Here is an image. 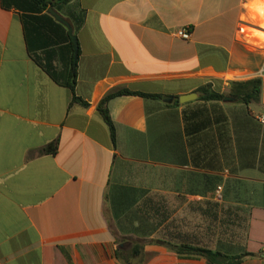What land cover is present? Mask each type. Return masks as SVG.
I'll return each instance as SVG.
<instances>
[{
	"label": "crops",
	"instance_id": "obj_1",
	"mask_svg": "<svg viewBox=\"0 0 264 264\" xmlns=\"http://www.w3.org/2000/svg\"><path fill=\"white\" fill-rule=\"evenodd\" d=\"M261 1H72L61 15L78 39L84 105L31 58L22 12L0 0V264H209L167 242L264 264V41L254 34L264 28L251 15ZM29 31L61 70L66 34L44 19ZM256 78L259 102L208 103L227 118L211 135L216 155L191 148L176 97ZM119 88L160 98L114 100V142L98 105ZM55 140L57 154H42Z\"/></svg>",
	"mask_w": 264,
	"mask_h": 264
},
{
	"label": "trees",
	"instance_id": "obj_2",
	"mask_svg": "<svg viewBox=\"0 0 264 264\" xmlns=\"http://www.w3.org/2000/svg\"><path fill=\"white\" fill-rule=\"evenodd\" d=\"M75 0H1V6L5 10H18L22 12V20L24 23L25 37L28 46V51L31 58L52 78L58 85L68 88L72 93V104L79 102L84 105H88L85 101L80 99L76 94V86L78 83V60L75 59V48L72 37L69 35L67 28L61 23L57 22L49 13L48 9L53 8L60 15L64 6L68 5ZM62 16V15H61ZM44 19L52 23L57 29H61L62 33L66 34L67 41H69V49H71V55L64 63L61 70L49 60H43L37 53V47L33 39L34 31H29L31 27V21H37ZM82 19L79 20L80 26ZM57 34V31H55ZM58 39V38H57ZM60 40H56V44H60ZM228 93H219L212 89L211 84H207L198 89L200 97L190 104H186V109L183 111L185 133L188 137L190 147L196 143L202 144L199 147L200 153L213 152L216 155L215 147L212 146L213 140L211 135L214 130V126L221 122H226V116L218 114L217 106L208 103L211 102H223L226 97L233 98L237 103L250 105L253 102H259L262 93V79L256 78L248 81H236L231 82L229 85ZM138 95L144 98H160L159 95H150L140 92H134L126 88H119L108 92L100 101L98 105V111L108 124L113 141L116 140L115 124L110 114L111 103L122 96ZM175 103L179 104V97H176ZM190 107V105H192ZM217 131H221V127L217 128ZM59 149V140L47 145L41 150L42 154L56 155ZM172 251L178 254L180 257L185 258H205L209 264H241L243 259L247 256H254L253 253L245 252L239 256H229L220 251H214L201 246L187 245V244H174L171 242L166 243ZM138 250L141 246H137Z\"/></svg>",
	"mask_w": 264,
	"mask_h": 264
},
{
	"label": "water",
	"instance_id": "obj_3",
	"mask_svg": "<svg viewBox=\"0 0 264 264\" xmlns=\"http://www.w3.org/2000/svg\"><path fill=\"white\" fill-rule=\"evenodd\" d=\"M48 13L59 23H61L62 25H64L67 29L68 32L70 34V36L72 37V40L74 42V48H75V59L78 60L79 57V46H78V39L77 36L74 34V28L71 25V23L65 19L63 16H61L57 11H55L53 8H49L48 9ZM199 98L198 93H192V94H188L185 96H181L179 98V102L181 104H187L193 101H196ZM165 101H172V97H169L168 99H164ZM233 98L230 97H226L225 101H232Z\"/></svg>",
	"mask_w": 264,
	"mask_h": 264
},
{
	"label": "rangeland",
	"instance_id": "obj_4",
	"mask_svg": "<svg viewBox=\"0 0 264 264\" xmlns=\"http://www.w3.org/2000/svg\"><path fill=\"white\" fill-rule=\"evenodd\" d=\"M253 7L254 9H251V15L253 20L264 28V3L262 1L257 2L256 5H254ZM254 34L258 35L262 39V41H264L263 33H260L259 31H254ZM259 43L263 45L262 42ZM244 230L245 229L243 228L241 234H243Z\"/></svg>",
	"mask_w": 264,
	"mask_h": 264
},
{
	"label": "built area",
	"instance_id": "obj_5",
	"mask_svg": "<svg viewBox=\"0 0 264 264\" xmlns=\"http://www.w3.org/2000/svg\"><path fill=\"white\" fill-rule=\"evenodd\" d=\"M179 37L189 40L191 38V32L189 31V29L183 28L180 29L179 31H177L176 33ZM258 121L264 125V113L260 114L258 116ZM221 190V188H219V191Z\"/></svg>",
	"mask_w": 264,
	"mask_h": 264
}]
</instances>
